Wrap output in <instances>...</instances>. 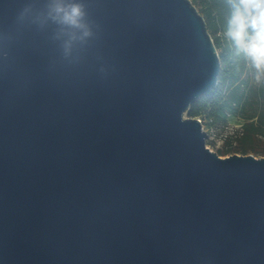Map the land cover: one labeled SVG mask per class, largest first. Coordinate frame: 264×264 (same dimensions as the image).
Segmentation results:
<instances>
[{
	"label": "water",
	"instance_id": "1",
	"mask_svg": "<svg viewBox=\"0 0 264 264\" xmlns=\"http://www.w3.org/2000/svg\"><path fill=\"white\" fill-rule=\"evenodd\" d=\"M30 2L0 0V264H264V157L185 117L221 71L191 0H84L74 64Z\"/></svg>",
	"mask_w": 264,
	"mask_h": 264
},
{
	"label": "trees",
	"instance_id": "2",
	"mask_svg": "<svg viewBox=\"0 0 264 264\" xmlns=\"http://www.w3.org/2000/svg\"><path fill=\"white\" fill-rule=\"evenodd\" d=\"M191 2L204 17L214 44L219 49L221 71L217 85L191 105L187 116L200 119L209 129L225 128L229 117L241 120L236 143L227 139L223 148L216 153H251L264 157V87L251 82L244 61H237L231 42L223 35L227 17L224 0ZM237 63L240 65L239 72L234 70Z\"/></svg>",
	"mask_w": 264,
	"mask_h": 264
},
{
	"label": "clouds",
	"instance_id": "3",
	"mask_svg": "<svg viewBox=\"0 0 264 264\" xmlns=\"http://www.w3.org/2000/svg\"><path fill=\"white\" fill-rule=\"evenodd\" d=\"M224 4L227 17L223 35L231 42L237 61H244L251 82L264 87V0H224ZM17 23L52 27V40L58 42L62 58L69 64L79 62L81 50L95 38L98 29L84 0H43L39 8L27 3ZM234 70L240 71L239 63Z\"/></svg>",
	"mask_w": 264,
	"mask_h": 264
},
{
	"label": "rangeland",
	"instance_id": "4",
	"mask_svg": "<svg viewBox=\"0 0 264 264\" xmlns=\"http://www.w3.org/2000/svg\"><path fill=\"white\" fill-rule=\"evenodd\" d=\"M217 51L219 52V49H217ZM185 117H188L187 114H185ZM240 126H241V120L235 117L228 118L227 126L225 128L214 127L212 129H209L206 125H203V129L208 133L207 146L211 150L217 152L219 149L223 148V145L225 144L227 139H231L233 143L235 144L236 138L238 136L237 132ZM219 156L224 158L229 155H219ZM254 156L258 158L262 157V156H257V155H254Z\"/></svg>",
	"mask_w": 264,
	"mask_h": 264
},
{
	"label": "built area",
	"instance_id": "5",
	"mask_svg": "<svg viewBox=\"0 0 264 264\" xmlns=\"http://www.w3.org/2000/svg\"><path fill=\"white\" fill-rule=\"evenodd\" d=\"M200 120V119H199Z\"/></svg>",
	"mask_w": 264,
	"mask_h": 264
}]
</instances>
